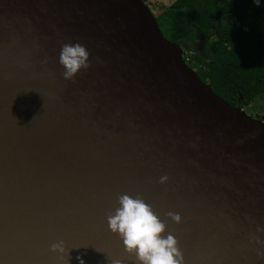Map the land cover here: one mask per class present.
Returning a JSON list of instances; mask_svg holds the SVG:
<instances>
[{"label": "water", "instance_id": "1", "mask_svg": "<svg viewBox=\"0 0 264 264\" xmlns=\"http://www.w3.org/2000/svg\"><path fill=\"white\" fill-rule=\"evenodd\" d=\"M77 42L90 67L65 81ZM125 193L184 264H264V123L199 79L145 3L0 0V264H60L61 240L65 264H136L107 224Z\"/></svg>", "mask_w": 264, "mask_h": 264}, {"label": "trees", "instance_id": "2", "mask_svg": "<svg viewBox=\"0 0 264 264\" xmlns=\"http://www.w3.org/2000/svg\"><path fill=\"white\" fill-rule=\"evenodd\" d=\"M216 1L210 11V0H175L153 16L199 79L230 106L243 109L264 99V0L259 6L254 0Z\"/></svg>", "mask_w": 264, "mask_h": 264}, {"label": "clouds", "instance_id": "3", "mask_svg": "<svg viewBox=\"0 0 264 264\" xmlns=\"http://www.w3.org/2000/svg\"><path fill=\"white\" fill-rule=\"evenodd\" d=\"M259 6V0H254ZM89 51L81 43L63 44L59 64L63 68V79L74 81L78 73L90 67ZM168 177L162 176L160 183H166ZM119 207L107 216L109 231L122 241L124 252L134 256L136 264H184V256L178 247V241L171 233L164 235L167 225L153 211L151 205L140 196L122 194L117 197ZM166 216L174 223L181 222L178 213L167 212ZM50 252L57 255L60 264H65L66 247L64 241L51 245ZM68 256V255H67ZM70 257L68 256L67 264ZM80 260L79 257H77ZM110 264H122L120 259H109ZM80 264H84L80 260Z\"/></svg>", "mask_w": 264, "mask_h": 264}, {"label": "rangeland", "instance_id": "4", "mask_svg": "<svg viewBox=\"0 0 264 264\" xmlns=\"http://www.w3.org/2000/svg\"><path fill=\"white\" fill-rule=\"evenodd\" d=\"M174 1L175 0H148L147 2H144V3L150 9L151 14L154 16H157L159 13H161L164 9H166ZM218 1H221V0H218ZM210 3H214L212 7L210 6V11H214L217 8L216 6L217 1L210 0ZM183 55H184V51H183ZM185 62L188 65L189 60L186 59ZM243 111L248 117L256 119V120H261L264 123V99L257 98L252 103L244 107Z\"/></svg>", "mask_w": 264, "mask_h": 264}]
</instances>
